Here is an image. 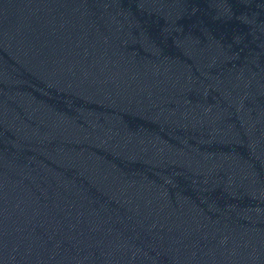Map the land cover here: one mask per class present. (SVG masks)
Returning a JSON list of instances; mask_svg holds the SVG:
<instances>
[{"label":"water","instance_id":"95a60500","mask_svg":"<svg viewBox=\"0 0 264 264\" xmlns=\"http://www.w3.org/2000/svg\"><path fill=\"white\" fill-rule=\"evenodd\" d=\"M0 264H264V0H0Z\"/></svg>","mask_w":264,"mask_h":264}]
</instances>
